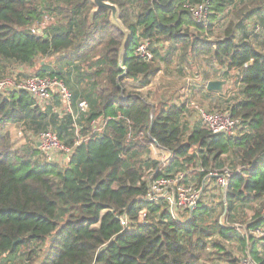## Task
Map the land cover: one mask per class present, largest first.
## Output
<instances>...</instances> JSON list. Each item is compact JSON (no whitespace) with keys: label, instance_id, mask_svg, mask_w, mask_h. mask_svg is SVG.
<instances>
[{"label":"trees","instance_id":"16d2710c","mask_svg":"<svg viewBox=\"0 0 264 264\" xmlns=\"http://www.w3.org/2000/svg\"><path fill=\"white\" fill-rule=\"evenodd\" d=\"M109 1L118 6L131 35L123 63L125 74L119 64L125 35L112 23L108 11L92 14V0H0V57L30 65L47 55L68 52V61L76 65L67 70L74 75L80 70L82 79H88L83 96L91 98L78 135L65 141L57 132L66 145L74 146L79 140L61 166L41 161L36 145L34 149H13L9 135L3 134L9 123H20L36 133L44 130L49 117L59 120L52 106L40 108L25 90L0 91V255H5L0 264H18L23 253L31 264L39 259L40 264H202L210 255L214 234L226 239L237 234L233 219L238 216V202L248 195L254 200L264 197V52L247 37L236 40L232 23L214 44L191 34V26L206 31L184 4L205 0ZM209 2L211 30L213 13L225 11L233 0ZM249 6L242 9L251 8L252 15L264 7V0H251ZM47 16L55 18L43 28V34L32 32ZM141 40L150 41L152 61L136 54ZM166 40L173 44L169 56L176 46L205 51L229 72L239 71L236 83L242 97L228 107L234 117L243 120L244 130L242 127L236 137L209 134L198 124L186 133L179 122L186 104L168 103L163 98L152 103L142 95L138 88L149 86L159 69L155 44ZM51 71L66 82L62 74ZM47 73L42 68L37 75ZM126 79L137 83L136 88L128 90ZM66 116L71 122V116ZM108 117L111 119L103 124ZM95 120L101 132L95 133ZM156 144L174 155L164 173H175L193 162L221 168L222 157L232 153L237 157L236 166L252 165L235 172L223 194L221 216L227 210L225 218L233 224H221L220 216L215 228L205 226L202 221L208 208L200 202L191 221L182 225L166 203L139 199L147 193V182L145 169L136 162ZM263 209L244 225L248 231L264 224ZM142 211L148 223L141 222ZM125 216L127 227L122 224ZM249 238L243 235L245 248L256 240ZM47 241L48 249L41 257L36 249ZM255 246L253 242L249 251L264 264V256H259Z\"/></svg>","mask_w":264,"mask_h":264},{"label":"built area","instance_id":"2783aa9c","mask_svg":"<svg viewBox=\"0 0 264 264\" xmlns=\"http://www.w3.org/2000/svg\"><path fill=\"white\" fill-rule=\"evenodd\" d=\"M184 7L189 11L192 19L204 27L207 34L210 30L212 14L209 0L195 4L187 2L184 4ZM43 28V26L33 28L32 32L41 35L43 34ZM136 54L144 61H152L154 59V53L151 49L150 41L141 40L136 48ZM70 68H73V66H70ZM52 73V71H48L43 76L34 75L25 78H19L16 74L5 76L0 80V91L6 94H9L11 91L20 90L29 92L40 108L45 109L52 106L53 112L60 117L65 115L71 116L74 129L78 135L84 128V120L82 118L88 113L90 103L86 99H81L75 104L73 102L72 91L65 80ZM186 91L191 92L190 88H186ZM58 100L61 102L62 110L58 108L60 105L54 104ZM187 108L195 112L197 116L196 120L198 121L195 124H200L209 134H224L227 137H236L243 127L242 118L234 117L228 108L208 110L194 100L188 101ZM110 119L108 117L103 124ZM92 125L94 126L95 133L101 132V128L97 127L98 121H93ZM23 132H25V128L20 129L18 134L22 135ZM31 133L35 134L37 138L35 145L43 155V159L47 162L58 163L61 156L67 158L66 161H68L74 150V146L79 144V140H76L74 146L66 145L59 138L58 133L51 128L41 130L37 133L30 131ZM153 147L155 151L160 152L161 155L163 154L164 158L155 167L149 168L145 172L144 180L147 182V193L140 196L139 199L154 204L166 203L168 211L174 220L182 225H187L191 221L193 213L199 203L205 200L203 197L206 198V188L210 180L214 179L217 187L224 194L227 192L230 179L235 172L252 168V165L251 167L238 165L235 168L232 166H223L221 168L205 169L198 162L200 164L199 169L202 172V178L193 180V175L188 170L164 173L165 168L173 162L174 155L170 150L160 147L157 144L153 145ZM262 215L264 218V209ZM141 222L148 223L145 220V211L141 213ZM122 224L126 227L129 224L127 216L122 217ZM243 229H245L247 235L259 241L261 245L259 249L260 254L264 256V224L252 228L249 231L246 228ZM238 264L259 263L252 257L250 252H247L238 259Z\"/></svg>","mask_w":264,"mask_h":264},{"label":"rangeland","instance_id":"374dc122","mask_svg":"<svg viewBox=\"0 0 264 264\" xmlns=\"http://www.w3.org/2000/svg\"><path fill=\"white\" fill-rule=\"evenodd\" d=\"M245 5L249 6V0H248V3H246ZM251 6H253L252 3H251ZM251 6H249V7H251ZM54 18L55 17L49 18L47 16L45 21H44V24H42V26L47 27L49 25L50 20H51V22L52 21L54 22ZM212 29L209 30V32L207 34L205 32L201 33L199 31H196L195 33L192 32L191 34L194 33L193 34L194 36H196V34H198L199 36L203 37L204 39H207L209 42H212L214 44L215 41L219 38H218V36L213 34ZM164 43H165L164 48L162 49V52H159L158 55L162 54V56H165L166 48L167 47L171 48V46L173 45V44H171L170 41H167V40ZM176 47L177 48H175L173 50V53L169 57H167V60H165L164 62L160 61L159 59H156V63L158 66L160 64V69L163 71V73L158 74L153 79L152 86L149 88V90H143V91L140 90L142 95L148 101H150L152 103L157 101V98L161 99V97L165 94H167V95L168 94H174V95L177 94L178 95V93L182 90V87L184 84V78L187 76L188 72L193 71V69H196V73L201 74L200 73L201 70H204L206 68L205 66L209 65L208 64L210 62L209 53H207L205 51L199 53V52H194V51L190 50V48L184 50L178 46H176ZM169 51H170V49H169ZM77 68L79 69V66ZM79 72H80V70H79ZM11 74H13V73H9L6 76H11ZM235 76H234V86L236 85V80H237V78ZM182 77H183V80L181 79ZM83 80L84 79H82L81 76H78V72H76L73 81L70 82V83H72V85L78 87L77 92L81 91V90L83 91V93L85 92V89L87 87H85V84L82 83ZM185 82H186V80H185ZM125 84H126L128 90L135 89L137 86V83H133L131 80H128V79L125 80ZM238 84H240V83H238ZM190 91H191V89H190ZM95 92H97V91L95 90ZM224 92H225V88H224ZM239 92L240 91L237 90V87H235L234 90H232L229 93V95H226V96H228L229 100L231 102H233L232 104H234L236 101H238L239 97H242V95H240ZM92 96H93V94L91 95V97ZM196 99H194V100L198 104L203 106V108L208 109L206 106L203 105V101H202L201 97L200 98L197 97ZM169 100L170 101H167L168 103L174 102L173 99H169ZM88 102H90V104H91V98L88 100ZM56 103H61V102L58 100V101H56ZM228 107H229V105L227 104V105H224V107H222V108L227 109ZM58 108L60 110L63 109V107H61V105ZM219 109H221V108H219ZM209 110H211V109H209ZM183 115H182V117L179 118L180 126H182V128L184 127L186 133H188L187 131H190L192 129L191 125H189L188 122L192 119L196 120L197 116H196L195 112L193 110H190L189 108L185 109V112ZM58 117H59L58 121L54 118V116L49 117V120L47 123L48 126L46 128H42V129L51 128L52 130H54V131L58 132L60 135H62V137L65 139V141L72 140L74 137H76V133H77L76 130L74 129L72 121L70 122L69 120H67L66 115L63 117H60V116H58ZM60 119H64V121L60 122ZM196 122H198V121L196 120L195 123ZM198 125H200V124H198ZM20 129H24L23 125H20L17 128L15 135H13V137L10 138V143L12 145V148L13 149H16V148L20 149L22 146H24V147L27 146L30 149H34L33 147L35 146V144L37 142L36 141L37 138H36L35 134H33V133L30 134L31 130L25 129V132H23L22 135H19L18 132ZM243 130H244V127H243ZM42 156L43 155L41 154V152L37 154V157L41 161L44 160ZM162 158H164L163 154L161 155L160 152L155 151V148L152 145L150 148V151L147 152L146 154L142 155V157H138L136 163L140 167L142 166L146 172L149 168L155 167L153 165V162H152L153 159L157 160L158 162H161ZM57 160H58V158H57ZM66 160H67V158L61 156L60 159L58 160L59 161L58 163L61 166H65ZM220 162H223L224 166L234 167L237 165V164H235V162H237V157L234 153L229 154V155H224ZM146 165H148L149 168L144 167ZM191 167L200 168V164L198 162H193L191 164H184V166L180 169L181 170H187V169H190ZM208 168H219V167H208ZM205 169H207V168L205 167ZM172 172H174V170ZM196 172L197 171L195 170L192 173L195 174ZM213 183L214 182L211 181V184H213ZM211 187H210V192L206 194V198L203 197V199H205V200L201 201L202 205H204L208 208L207 217L202 221V223H204L205 226H210L212 228H215L216 221L221 216L223 195H222L221 191L217 188L216 185H211ZM206 189L209 190L208 188H206ZM211 190H213V192ZM216 197H218L219 200H216ZM216 203H217V205H216ZM262 207H264V197L259 199V200H254L253 197L248 195V196H245L243 200L239 201L238 207L236 209V212H238V216L235 215L234 219H233V221H236V222H234L235 224L233 225V227L236 228L237 234H235V235L232 234V236H230L228 239L224 238L222 235H220L218 233L214 234L210 238V249H209L210 255L208 258H206L203 261L202 264H238V259L241 256L245 255L247 252H250L249 247H251L252 243L254 242V240H250L249 244L246 245V248H245V243L242 240L243 235H244L243 228H245L244 225H246V227H247L248 224L250 223V221H252L255 218L254 214L258 211L259 208H262ZM223 221H224V223L229 224V225L233 224V223H230V219H227V218H224ZM246 237H248V236H246ZM251 238H249V239H251ZM47 249H48V241L46 243L42 244V246H40L39 248H37L36 251H38L39 255L42 257L43 254L46 253ZM2 257H5V255H0V259ZM20 258L21 259H17L19 262L18 264H31V263H29L30 259L27 256V253L26 254L23 253ZM40 260L41 259H39L35 264H40ZM1 264H9V263H1Z\"/></svg>","mask_w":264,"mask_h":264},{"label":"crops","instance_id":"0c3cea01","mask_svg":"<svg viewBox=\"0 0 264 264\" xmlns=\"http://www.w3.org/2000/svg\"><path fill=\"white\" fill-rule=\"evenodd\" d=\"M250 1V0H249ZM248 3V0H233V3L228 6V8L220 13H213L212 16V31L213 34L218 36V38H222L225 34V31L227 30L228 26L232 23V33L234 36H236V40H239L240 37H247L250 41L256 43L259 47V49L264 52V7L262 9H259L258 11H253L252 15H249L250 9H242L244 8ZM234 12V13H233ZM236 12V13H235ZM239 12V13H238ZM190 31L196 32L197 29L194 28V26L190 27ZM217 31V32H216ZM166 41H160L155 46L157 47V52H162V49L164 48V45ZM158 52V54H159ZM165 56H162V54L157 55V59L164 62L167 60V57H169V48H166ZM173 53V51H172ZM68 52H60L56 54H50L47 55L43 59H38L35 62H33L30 65L26 64H20L14 61L4 60L0 57V80L4 78L7 74L13 73L18 75L19 78H25L29 76L37 75V72L40 71L42 68L43 70H46V72L54 70L59 75H63L66 79L67 85L71 89L73 96H74V102L77 104L78 101L81 99H86L83 95H85V92L78 91V87L72 85V82L75 75L74 73H71L70 70H67L70 66H74L76 64L70 63L68 61ZM171 55V54H170ZM39 62V63H38ZM209 65L205 66L206 68L204 70H201V74L196 73V69H193V71L188 72L187 76L184 78V84L182 87V90L177 94H165L161 98L164 100L170 101L169 99H173V103L181 105L186 104V108L188 105V101L194 100L197 97L202 98L203 105L206 106L211 110L219 109L224 107V105H232L233 102H231L228 98L229 93L234 90L235 87H237V83L234 86V76L236 78L239 77V71H228L227 67L225 65L218 64L215 60L210 59ZM162 66V65H161ZM158 70L153 74V79L160 73H163V71L160 69V64L158 66ZM78 71V70H77ZM61 75V76H62ZM78 76H80V72L78 71ZM235 78V79H236ZM84 79V78H83ZM183 80V77L181 78ZM225 80L226 84L224 86L225 92H215L211 91L207 88V83L210 80ZM186 80V82H185ZM152 82L149 86L145 87H139L138 89L143 90H149V88L152 86ZM85 86L89 84L88 79H84L82 81ZM186 88H190L191 92H187ZM185 90V91H184ZM87 93V91H86ZM151 93V92H150ZM78 94V96L76 95ZM197 100V99H196ZM195 101V100H194ZM56 102H54L55 104ZM59 106V105H58ZM185 112V110H184ZM183 112V114H184ZM184 116V115H183ZM191 121V122H190ZM188 122L189 125H191V128L196 125L195 119H192ZM22 125L20 123H9L6 128L3 131V134H8L9 137H13L15 135V132L17 128ZM24 128V126H23ZM32 131V130H31ZM33 132V131H32ZM27 146H22L20 149H25ZM17 149V148H16ZM15 149V150H16ZM67 163V161H66ZM191 174L193 175V180H199L202 177V172L199 168H193L187 169ZM197 171L195 174H193V171ZM211 181L214 183L211 184ZM207 188L206 192H210L211 185H216V182L214 179H212ZM212 188V187H211ZM219 189V187H217ZM220 190V189H219ZM213 192V190H211ZM222 195L223 192L220 190ZM216 200H219L218 197H216ZM217 205V203H216ZM244 234H245V229ZM243 232V231H242ZM254 243L256 244V250L260 254V243L258 240H254ZM1 261V260H0Z\"/></svg>","mask_w":264,"mask_h":264},{"label":"water","instance_id":"95a60500","mask_svg":"<svg viewBox=\"0 0 264 264\" xmlns=\"http://www.w3.org/2000/svg\"><path fill=\"white\" fill-rule=\"evenodd\" d=\"M92 3L94 4V9L92 10V14L98 13L103 10L108 11L111 15L112 23L117 28H119L125 35L124 40L122 42L121 49H120V59H119L120 67L124 69V74H125L127 70L123 66V63H124V59L126 55L127 46H128V43L131 37L130 31L125 27L124 23L122 22L120 18V11L116 4L110 2L109 0H92ZM249 63L251 64L252 60ZM225 84H226L225 80H221V79L210 80L207 83V88L211 91L223 93ZM226 215H227V210H225L222 216L220 217V223L223 225H224L223 220Z\"/></svg>","mask_w":264,"mask_h":264}]
</instances>
